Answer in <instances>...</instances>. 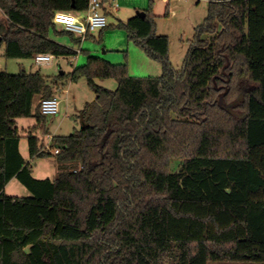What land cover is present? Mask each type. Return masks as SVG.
I'll list each match as a JSON object with an SVG mask.
<instances>
[{"label":"trees","instance_id":"16d2710c","mask_svg":"<svg viewBox=\"0 0 264 264\" xmlns=\"http://www.w3.org/2000/svg\"><path fill=\"white\" fill-rule=\"evenodd\" d=\"M88 1L0 0L3 57L75 56L50 34L80 43L54 19ZM152 7L117 27L158 77L87 51L52 82L0 70V264H264V0H210L179 70ZM64 79H85L95 98L79 130L51 136L40 101ZM107 79L115 90L96 84ZM18 119H33L21 129L29 157H53L54 179L32 176ZM13 179L30 197L5 195Z\"/></svg>","mask_w":264,"mask_h":264},{"label":"rangeland","instance_id":"374dc122","mask_svg":"<svg viewBox=\"0 0 264 264\" xmlns=\"http://www.w3.org/2000/svg\"><path fill=\"white\" fill-rule=\"evenodd\" d=\"M150 1L153 2L152 12L156 16L155 31L157 35L166 36L169 41L168 59L172 67L179 70L182 67L187 50L192 41L195 28L200 25L207 16L208 3L210 0H170L167 3L162 0H115L118 4V11L115 12L107 4L103 6L102 13L106 16L107 28L103 31L91 33L93 38L85 42L76 43L75 38L69 35L50 34L52 40L73 50L81 49L78 54L70 57H53L50 64L36 66L30 59H6L3 57V47L0 48V70L8 74L16 75L23 69L25 72H37L52 82L61 72L68 74L71 67L81 66L86 63L87 56L84 51H89L93 57H98L111 64L127 63L128 73L132 77H158L162 73L161 66L148 59L142 51L137 49L129 41L126 31L117 27L119 21L126 22L128 19L149 8ZM167 9V16L165 15ZM58 13L54 19L57 31L63 30L66 21L75 22L79 16L84 14ZM72 16V19H70ZM75 18V19H73ZM4 20V15L0 11V21ZM82 51V52H81ZM139 56V58L137 57ZM140 58L146 60L147 71H138L142 65ZM140 64V65H139ZM139 65V66H138ZM137 68V70H136ZM153 73V74H152ZM56 97L59 100V111L57 115L45 116L46 129L51 136H66L74 133L81 128L80 120L77 118L79 111L86 103L94 100V94L88 87L85 79L76 82L69 80L58 81ZM96 84L108 89L115 90L117 83L115 80H96ZM38 97L34 99V108L38 105ZM33 124V119H18L17 126L20 129L19 149L22 157L32 168V176L35 179H54L57 176L58 168L53 157H41L30 159L26 133L21 129ZM41 137V135H40ZM48 142L45 138V144ZM171 170H179L178 162L171 163ZM6 196L27 198L30 197L29 191L24 188L17 180L13 179L5 188ZM208 264H241V263H208ZM252 264V263H246Z\"/></svg>","mask_w":264,"mask_h":264},{"label":"built area","instance_id":"2783aa9c","mask_svg":"<svg viewBox=\"0 0 264 264\" xmlns=\"http://www.w3.org/2000/svg\"><path fill=\"white\" fill-rule=\"evenodd\" d=\"M170 2V0H162ZM102 0H89L85 20L82 22L68 21L64 24L63 30L72 33L74 36L85 39L88 34L105 29L107 27L106 16L102 13ZM52 56L47 53H38L33 58L36 66L50 64ZM59 111V100L57 97L43 99L40 101V112L43 116H54ZM48 145V144H47ZM58 150L54 151L57 154Z\"/></svg>","mask_w":264,"mask_h":264},{"label":"crops","instance_id":"0c3cea01","mask_svg":"<svg viewBox=\"0 0 264 264\" xmlns=\"http://www.w3.org/2000/svg\"><path fill=\"white\" fill-rule=\"evenodd\" d=\"M115 2V0H105V4H107L109 7H111L112 8V10L113 11H115V12H117L118 11V4L116 3V4H114L113 5V3ZM169 4V3H168ZM82 13V12H81ZM84 14L82 15V17L81 16H79L77 19H75V18H73V19H75L76 21L75 22H82L83 20H85V17H86V12H83ZM60 14V13H59ZM68 14H74V15H77L76 13H68ZM58 16V13L55 15V18ZM71 18L70 19H72V16H70ZM66 22H68V21H66ZM120 22H122V21H120ZM107 28V27H106ZM104 29H102V30H99V31H103ZM92 34H88L87 36H86V38L85 39H83V40H81L82 42H86L87 41V39H89V38H93L92 36H91ZM71 49V48H70ZM73 50V49H72ZM80 48L78 49V50H73V51H75L76 52V54H78L79 52H80ZM88 53H89V51H87ZM90 55V54H89ZM91 56V55H90ZM138 58H139V56H137ZM75 58H77L76 57V55H75ZM140 63H142V65L141 66H139L138 67V71H143V70H145V71H147V68L145 69V68H142V67H146L147 65H148V63L149 62H147L146 60H143V58L141 59L140 58ZM75 68V66H73V67H71V70L69 71V73L73 70ZM136 70H137V68H136ZM153 74V73H152ZM38 104H39V101H38ZM36 107V106H35ZM50 138H51V136L48 138V142L47 143H49V141H50ZM46 143V144H47ZM20 147V146H19ZM20 150V149H19ZM20 154H21V152H20ZM11 182V181H10Z\"/></svg>","mask_w":264,"mask_h":264},{"label":"water","instance_id":"95a60500","mask_svg":"<svg viewBox=\"0 0 264 264\" xmlns=\"http://www.w3.org/2000/svg\"><path fill=\"white\" fill-rule=\"evenodd\" d=\"M137 15L143 17L144 16V13L143 12L137 13ZM61 74H62V72H61Z\"/></svg>","mask_w":264,"mask_h":264}]
</instances>
